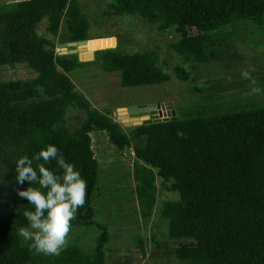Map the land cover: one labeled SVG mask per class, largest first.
<instances>
[{
    "label": "trees",
    "instance_id": "1",
    "mask_svg": "<svg viewBox=\"0 0 264 264\" xmlns=\"http://www.w3.org/2000/svg\"><path fill=\"white\" fill-rule=\"evenodd\" d=\"M108 8L175 33L178 38L171 48L179 59L181 79L187 63L209 61L217 44L213 32L234 24L264 28V0H110ZM42 22L44 33L39 32ZM62 25L68 42L93 38L75 0L0 5V66L25 64L35 74L0 82V163L8 169L0 177V264H108L105 228L93 248L70 244L60 256L35 254L31 241L19 236L21 227H29L23 211L33 209L18 195L30 184L16 183L15 163L10 161L32 158L55 145L87 182L86 203L72 228L93 226L99 162L91 133L118 127L109 115L90 111V101L69 78L68 73L83 63L55 51L51 37L58 36ZM94 57L106 71L117 73L125 88L169 80L154 51L128 53L114 47L95 51ZM70 108L86 112L73 132L65 123ZM129 141L141 204L151 205L160 188L179 195L176 201H164L160 213L168 223V236L177 242L173 251L179 261L264 264L263 105L223 112L180 108L175 119L133 127ZM46 167L61 171L55 161Z\"/></svg>",
    "mask_w": 264,
    "mask_h": 264
},
{
    "label": "rangeland",
    "instance_id": "2",
    "mask_svg": "<svg viewBox=\"0 0 264 264\" xmlns=\"http://www.w3.org/2000/svg\"><path fill=\"white\" fill-rule=\"evenodd\" d=\"M19 0H0V5ZM87 16L89 33L94 38L116 40L119 52L154 51L159 64L169 75L165 83L125 88L117 73L106 71L99 62L80 61L82 65L68 73L76 89L91 103L90 111L109 115L118 125L114 132L91 133L92 149L99 162L98 180L94 189L95 224L72 228L70 244L89 250L94 247L102 229L108 233L105 255L108 264H186L174 254L177 242L168 236V223L161 217L164 201H176L177 192L159 189L151 205L141 204L135 192L133 166L135 157L129 134L134 125H124L114 112L117 107L171 102L178 109L190 108L207 112H223L230 108L258 104L264 106V92H252L249 80L241 71L250 69L256 86L264 89V28L253 29L234 24L214 33L216 46L207 63H187L178 72L179 59L171 45L178 36L160 30L136 15L114 14L110 0H75ZM45 32V22L39 25ZM196 33V31H193ZM64 26L56 37L55 51L72 59L78 53H65L67 43ZM89 39V40H92ZM111 47L112 41H106ZM93 49L88 42L87 50ZM34 72L25 64L0 66V82L29 79ZM86 118V112L70 108L65 116L67 128L73 132ZM160 186V181L157 180Z\"/></svg>",
    "mask_w": 264,
    "mask_h": 264
},
{
    "label": "clouds",
    "instance_id": "3",
    "mask_svg": "<svg viewBox=\"0 0 264 264\" xmlns=\"http://www.w3.org/2000/svg\"><path fill=\"white\" fill-rule=\"evenodd\" d=\"M251 71L243 69L242 78L250 81L252 92H264V89L256 86ZM53 161L61 170L59 173L46 167ZM10 162L15 163L16 183L30 184L27 189L18 190V195L26 199L33 209L23 211L22 215L27 219L29 227H21L19 236L25 241H31L30 247L35 254L60 256L70 245L72 221L86 203V180L76 166L67 162L60 150L52 144L32 158L24 155ZM0 165L2 177L8 169L2 163Z\"/></svg>",
    "mask_w": 264,
    "mask_h": 264
},
{
    "label": "water",
    "instance_id": "4",
    "mask_svg": "<svg viewBox=\"0 0 264 264\" xmlns=\"http://www.w3.org/2000/svg\"><path fill=\"white\" fill-rule=\"evenodd\" d=\"M112 41V46H106V41ZM93 42V49L84 51L83 53L77 49L81 44ZM63 48L67 47L68 50L65 53H78V59L81 61L93 60L94 52L98 50H104L107 48H114L116 46V40L111 38H94L92 40H78L61 44ZM114 115L120 119L124 125H143L150 123H157L161 121H167L175 119V111L171 102L158 103V104H140L117 107Z\"/></svg>",
    "mask_w": 264,
    "mask_h": 264
},
{
    "label": "bare ground",
    "instance_id": "5",
    "mask_svg": "<svg viewBox=\"0 0 264 264\" xmlns=\"http://www.w3.org/2000/svg\"><path fill=\"white\" fill-rule=\"evenodd\" d=\"M87 47H88V43L79 45L77 49L83 53L84 51H88Z\"/></svg>",
    "mask_w": 264,
    "mask_h": 264
}]
</instances>
